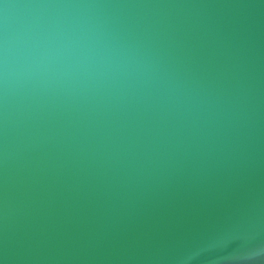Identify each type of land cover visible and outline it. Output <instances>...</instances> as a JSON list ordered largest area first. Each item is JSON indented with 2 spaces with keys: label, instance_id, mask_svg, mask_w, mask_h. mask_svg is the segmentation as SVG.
<instances>
[{
  "label": "water",
  "instance_id": "1",
  "mask_svg": "<svg viewBox=\"0 0 264 264\" xmlns=\"http://www.w3.org/2000/svg\"><path fill=\"white\" fill-rule=\"evenodd\" d=\"M0 264H264V0H0Z\"/></svg>",
  "mask_w": 264,
  "mask_h": 264
}]
</instances>
